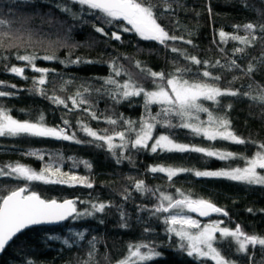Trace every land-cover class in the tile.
<instances>
[{"label": "trees", "instance_id": "16d2710c", "mask_svg": "<svg viewBox=\"0 0 264 264\" xmlns=\"http://www.w3.org/2000/svg\"><path fill=\"white\" fill-rule=\"evenodd\" d=\"M174 11L165 12L159 21L170 34L184 36L191 39L192 44L182 41L169 42L181 49H186L191 55L211 62L220 60L227 64L230 59H237L241 68L254 61L257 70L251 77L245 76L237 69H210L214 74L222 76L218 82L224 87L240 88L248 91V85L264 87V64L260 59L264 57V42L259 40L261 35L256 33L257 43L246 48L243 54L232 55V49L243 47L238 42L229 41L228 44L213 43L219 41L218 32L236 31L233 25H243L248 22L264 20V0H168ZM68 4L73 11L80 12V6L71 4V0H0V18L10 23L0 32V81L15 84L16 89L10 87L0 90L15 92L14 96L0 97V105L9 110V114L21 121L38 119L42 113L48 126L63 125V119L69 120V132H76L77 139L88 141L89 137L79 131L78 121L83 120L93 129L117 131L124 130L121 125L112 126L103 120L95 121L87 117L81 109L69 111L71 101L67 97L89 87L90 92L85 96L98 105L97 111L105 115L123 114L124 117L138 121L143 114V98L133 97L130 101L120 104L113 102L106 96L96 93L94 89L101 87V78L114 75L110 65L113 61L122 66L123 72L115 79L123 82L127 73H136L137 61L150 67L154 71L174 70V67L190 66L195 71L197 66L190 65L178 53L154 41L142 40L134 32H121V41L110 38L111 31H118L116 27L100 25L94 17L87 15L84 9L79 21L73 20L68 14L61 12L56 4ZM159 6L165 7L164 0H158ZM211 8V13L208 9ZM93 24L104 26L108 36L95 32ZM6 33V35H5ZM245 35L243 29L238 32ZM11 37V39L9 38ZM223 48L224 52L220 49ZM36 54L43 57L53 55V60H38L39 67L54 69L50 72L48 82L42 86L47 95H57L66 99L69 108L52 103L33 91L32 78L38 77L31 69L25 70L28 79H22L4 70V66H24L25 62L16 60L17 55ZM77 57L82 60H92L94 63H61ZM175 61V63H174ZM233 76L236 81L229 85ZM146 88H151L150 81H142ZM256 93L253 92V95ZM221 104L214 105L204 101V105L214 113L223 114L222 106L231 104L227 112L231 120V127L235 133L246 139L255 141L258 145L264 142V104L252 101L248 97H221ZM159 108L152 106L155 113ZM202 120L207 119L206 113H200ZM175 122V121H174ZM166 130L158 127L154 135ZM170 134L179 143L192 144L201 147H212L221 151H230L243 156H251L256 150L252 144L237 145L228 141H208L203 137L193 136L188 129L174 128ZM119 143V140L115 141ZM98 143V142H97ZM29 152H39L43 159L27 155ZM119 152V150H117ZM131 159L120 163L106 148L96 146V143H75L74 141L53 138H39L31 136L0 137V166L16 163L27 165L40 171L46 164L59 166L61 171L69 174L87 176L93 182L92 188L81 185L47 184L40 181L26 182L11 178H0V196L6 195L8 190L18 186H27L29 192L35 191L43 199H77L80 201H102L111 203L113 207L105 213H97L93 217L80 220L69 219L55 227H37L23 232L0 256V264H117L128 253V245L140 241L152 242L158 246L161 258L148 264H215L210 259H196L187 256L179 247V238H169L166 225L162 218L152 217L149 212H140L137 205H147L149 208L156 202L155 197L142 196L131 187L129 177L143 179L149 187L160 188L176 196V189L190 194L193 198H203L227 211L228 215L218 214L204 221L223 220V227L235 228L239 224L247 233L264 235V186L248 185L226 178L196 177L191 172H185L168 181L162 174L148 172L151 165L183 167L196 170H219L226 167L245 166L242 159L221 161L214 157H207L200 153H158L147 151L125 152ZM83 162L91 164V169ZM264 174V170H258ZM132 193V199L123 200L124 190ZM115 205H122L127 213V227H122V220ZM89 207L87 203H77V208L83 211ZM248 209H252L251 212ZM193 218L196 217L191 214ZM102 221V222H101ZM145 228L151 229L145 232ZM83 232L84 239L75 233ZM50 237H60L51 239ZM95 238L93 249L89 244ZM69 239L71 246L63 243ZM228 259L234 264H264V250L259 246L250 249L247 254L235 251L233 242L229 246L218 237L216 244ZM91 253V255H90ZM250 257V258H249Z\"/></svg>", "mask_w": 264, "mask_h": 264}, {"label": "snow or ice", "instance_id": "6c2138e0", "mask_svg": "<svg viewBox=\"0 0 264 264\" xmlns=\"http://www.w3.org/2000/svg\"><path fill=\"white\" fill-rule=\"evenodd\" d=\"M71 4L80 6V12L73 11L68 4L58 3L56 7L63 13L68 14L73 20L79 21L81 13L87 9V15L94 17L100 25L116 27L118 31H111L110 38L115 41H121V32H134L142 40L154 41L159 45L169 49L172 53H178L190 65L197 66L194 71L190 66H176L171 72L154 71L150 67L142 65L137 61L135 67L139 70L136 73H127V79L123 82L115 79L124 71L122 66H118L115 61L110 65L114 75L101 78L103 83L101 87L94 89L96 93L102 96L106 95L113 104H120L130 101L133 97L143 98V114L138 121L126 118L123 114L105 115L98 112V105L90 101L85 93L90 92L89 87H83L82 91H77L74 95L67 97L71 101L69 111L81 109L91 120H103L108 125H121L124 130L115 129H93L83 120L78 121L79 131L85 136L91 138L88 141L77 139L76 132H69V120L63 119V125L48 126L45 123V117L41 113L35 121L13 118L9 110L0 105V137H18L31 136L39 138H53L58 140L74 141L75 143H96V146L106 148V150L116 158L120 163L125 159L130 160L125 152L135 150L137 152L147 151L152 154L158 153H187L195 152L207 157H214L221 161L242 159L245 166L243 167H226L219 170H196L183 167L166 166L162 164L151 165L148 172L152 174L162 173L168 181H173L174 177L191 172L196 177H215L226 178L232 181L245 183L248 185L264 186V174L258 170H264V142L256 144L255 141L241 137L235 133L231 127V120L224 107L231 109V104L222 106L223 114L214 113L204 105V101H209L214 105L221 104V97L244 96L252 101L264 104V87L259 85H248V91H241L240 88L231 86L222 88L219 81L221 75L214 74L210 69L219 68L237 69L245 76L251 77L257 70L254 61L247 64L245 68L237 62V59L228 60L227 64H222L220 60L211 62L208 59L201 60L195 55H191L186 49H181L175 44L169 42L182 41L185 44H192L191 39H185L184 36H177L169 31L159 21L163 18L165 12L174 11L172 4L164 0L165 7H160L158 0H71ZM244 5L247 6L246 0ZM211 13V8L208 9ZM264 15V13H262ZM10 21L0 18V32L3 31ZM104 26L93 24L95 32L103 36H108ZM236 30L233 33L219 30V41L213 43L228 44L229 41L238 42L243 47L232 49V55L243 54L246 48L257 43L259 40L264 42V20L260 22H248L243 25H233ZM243 29L245 35H239L238 32ZM6 35V33H5ZM11 39V37L9 36ZM0 43V47H2ZM224 52V49H220ZM16 60L25 62L24 66L5 65L4 70L10 72L22 79H28L24 75L26 68L32 72L38 73V77L32 78L33 91L50 99L52 103L63 105L69 108L66 99L53 95L48 96L46 90L42 87L48 80L47 77L54 69L39 67L38 60L56 59L53 55L43 57L36 54L17 55ZM61 63L81 64L94 63L92 60H82L77 57L74 60L61 61ZM175 63V61H174ZM264 64V57L260 59ZM237 77L233 76L229 85L236 81ZM142 81H150L152 87L146 88ZM10 87L16 89L15 84H7L0 81V88ZM253 92L256 94L253 95ZM15 92L0 90V97L14 96ZM158 106L159 110L153 113L152 106ZM200 113H206L207 119L202 120ZM175 121V122H174ZM163 128L166 131L154 135L157 128ZM174 128L188 129L193 136L203 137L208 141H228L237 145L252 144L256 150L249 156L239 155L230 151H221L212 147H201L192 144L179 143L170 134ZM119 140V143L115 141ZM98 142V143H97ZM119 150V152H117ZM27 155L36 156L43 159L39 152H29ZM85 167L91 169V164L83 162ZM0 178H11L18 181L34 182L40 181L47 184H69L70 186L81 185L92 188L93 182L87 176L64 173L59 166L46 164L40 171H36L30 166L19 162L4 164L0 166ZM131 187L136 193L142 196L155 197L156 202L149 208L147 205H137L140 212H149L152 217L162 218L166 225L165 231L169 238L178 237L179 247L186 252L187 256L196 259H210L215 264H234L228 259L217 244V233L222 241L229 246L234 242L235 251L247 254L250 249L257 246L264 250V235L249 234L239 224L235 228L223 227V220L201 224L198 219L193 218L187 213H197L200 217L210 216L212 213L227 216L224 209L216 206L214 203L203 198H193L180 189H176V196L169 192L162 191L160 188H152L146 185L143 179L129 177ZM132 199V193L128 189L124 190L123 200L125 202ZM87 203L83 211L78 210L77 203ZM113 207L111 203L102 201H80L77 199H43L35 191L29 192L27 186H18L8 190L6 195L0 196V252L4 251L6 246L31 226L41 224H57L68 221L69 219L80 220L87 217H93L97 213H105L107 209ZM123 221L121 226L127 227L125 212L122 205H115ZM249 212L252 209H248ZM102 222V221H101ZM145 232L151 229L145 228ZM74 235L81 240L84 239V233L78 232ZM51 239H60V237H50ZM95 238L89 241L93 249ZM63 243L71 246L69 239H64ZM91 255V253H90ZM158 246L152 242H136L128 245V253L117 264H148V262L161 258ZM250 258V257H249ZM28 264H32L29 261ZM89 264V262H85Z\"/></svg>", "mask_w": 264, "mask_h": 264}, {"label": "water", "instance_id": "95a60500", "mask_svg": "<svg viewBox=\"0 0 264 264\" xmlns=\"http://www.w3.org/2000/svg\"><path fill=\"white\" fill-rule=\"evenodd\" d=\"M191 214H193L196 218L201 219V220H208V219L213 218L214 216L218 215L217 213H212L210 216H207V217H200L197 213H191ZM62 223H64V222H62ZM62 223H57V224H41V225L31 226V227H29L28 229H25L23 232H25V231H27V230H30V229H33V228H37V227H55V226H58V225H60V224H62ZM23 232H22V233H23ZM22 233L18 234V236H20ZM18 236H17V237H18ZM17 237H16V238H17ZM16 238H14V239H13V240H12L7 246H6V248H7L9 245H11L12 242H13ZM6 248H5V250H6ZM5 250H4V251H5ZM4 251L0 252V256L3 254Z\"/></svg>", "mask_w": 264, "mask_h": 264}, {"label": "rangeland", "instance_id": "374dc122", "mask_svg": "<svg viewBox=\"0 0 264 264\" xmlns=\"http://www.w3.org/2000/svg\"><path fill=\"white\" fill-rule=\"evenodd\" d=\"M263 174V173H262ZM197 219V218H196ZM214 221H217V220H211V221H204V224H207V223H210V222H214ZM202 224V223H201ZM203 225V224H202ZM219 237V234L217 233V238ZM218 241V239H217Z\"/></svg>", "mask_w": 264, "mask_h": 264}]
</instances>
